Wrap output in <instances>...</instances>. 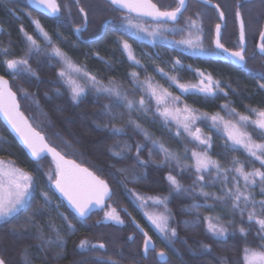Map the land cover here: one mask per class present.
I'll return each mask as SVG.
<instances>
[{
	"label": "trees",
	"instance_id": "1",
	"mask_svg": "<svg viewBox=\"0 0 264 264\" xmlns=\"http://www.w3.org/2000/svg\"><path fill=\"white\" fill-rule=\"evenodd\" d=\"M210 1L219 5L225 16L220 42L229 50H238L236 11L238 7L241 11V6L237 5L241 0ZM71 2L73 4L74 0ZM156 3L162 9L167 7L170 10L177 6L176 0H156ZM85 4L88 22L85 30L80 32V37H77L73 27L66 23L40 20L41 26L50 38L44 40L31 23L10 21L7 17L0 20V61L26 57L29 43L25 33L32 35L41 48L38 54L29 59L35 76L23 75L14 79L2 63L0 75L9 81L11 88L17 93L19 105L31 126L41 132L48 143L108 183L112 191L109 201H113L114 207L121 212L125 222L121 225L106 221L97 223L104 209L93 213L86 220H82L67 209L63 199H59L50 189L52 182L48 179L47 173L49 170L55 171L51 159L45 157L35 162L28 158L0 119V158L13 162L16 167L36 178L27 211H21L15 218H10V222L0 221V257L4 258L7 264H23L22 253L27 249L31 264H98V258H103L104 261L111 258L117 264H243L245 245L260 250L258 245L261 242L256 236L258 225L253 222L247 236H241L238 229L240 227L247 229L249 225L241 223L238 213L233 217L229 206L221 205L211 196L205 199L200 195L198 187L188 193H175L166 179L171 172L184 187L189 188L195 179V170H182L181 166L193 164L192 150L202 152L204 149L189 142L186 133L176 136L175 124H166L156 115L154 103L152 111L146 114L135 111L131 113V119L141 125V130L126 124L129 119L126 108L117 109L123 112L122 119L110 121L109 117L103 114V106L110 102V98L97 94L94 88L89 87L79 101L74 103L67 85L57 76L63 65L57 58L50 57V53L52 47L60 48L85 72L95 75L106 85L110 80L116 81L122 86V91L127 90L129 98L136 100H139L141 92L132 90L130 73L136 72L140 81L152 77L154 83L169 88L173 95H181L175 86L169 87L168 80L156 69L163 68L169 76L179 77L180 83L192 84L200 80L196 75L198 69L205 76L210 75L214 81H220V87L227 95L220 92L214 98H206L201 95L185 94L181 96L180 106L186 104L196 109L198 113H207L209 116L218 114L226 121H235L240 114L255 117V113L250 109L264 110V88L259 87L260 84H264V78L259 75L264 73V54L254 51V56L248 59L246 67H239L231 63L229 57L214 50V29L220 23L219 13L215 8L199 1L191 0L186 11L175 22V27L186 28L185 31L169 32L165 34L167 40L155 41L143 35H133L135 30L128 29L126 23L117 24L116 6L111 5L110 1L85 0ZM189 17L197 20L201 31L187 28L185 22ZM145 23L152 22L146 20ZM244 23L248 51L255 48L262 21L255 22L250 19ZM168 26L173 25L169 22ZM189 32L193 36L201 35L202 47L206 50L204 53L173 43L189 38ZM124 40L131 45L136 60L140 61L138 65L129 60L128 54L120 46ZM3 49L8 50L7 56L2 54ZM177 59L181 61V65L173 69V63ZM189 65L191 70L187 67ZM21 89L28 95L24 96ZM225 104L228 108H222ZM230 109H235L238 115H230ZM105 124L109 127H103ZM112 125L124 127V133L112 134L109 131ZM195 127L201 128L202 136H211L208 155L218 161L221 167L232 166L235 158L246 163V171L260 168L259 162L249 158L243 149L230 150L225 147L226 143H229L217 127H211L210 120L197 122ZM244 130L252 133L255 141L264 143V136L257 134L253 127L248 126ZM145 132L149 134L147 140ZM153 140L164 144L170 151L179 155L181 166L173 160L158 167L157 163L164 159V156L159 149L153 150L149 156ZM138 143L145 145L139 159L147 161L146 166L137 163L135 146ZM125 144L131 145L130 150H125L119 157L113 156L112 152L120 151ZM185 147L188 149L187 157L184 154ZM122 169L124 171H121ZM213 175L214 170L206 173V180H211ZM231 175L232 173H229L230 177ZM220 189L221 183L217 182L215 186L205 187L204 191L222 195ZM259 190L258 183L257 187L252 189L256 193L254 196L256 200L264 199V196L259 195ZM45 192L50 197L47 204L42 195ZM137 193L169 198L167 201L169 230L164 236L149 226L146 218L142 216L143 212L136 206L133 198ZM193 201L205 206L198 212L195 209L190 210ZM214 203L217 205L216 208L207 207ZM228 204L230 205L231 201ZM251 207L249 205V210ZM257 212L259 213L258 206ZM217 215L221 217L222 223H227L229 219L235 220L229 227L227 237L223 239L212 238L207 233L203 220L205 216ZM29 217L32 218L31 225H27ZM63 217H67V220ZM130 217H133L154 241L155 248L148 253L147 258L143 257L140 248L144 237L133 227ZM243 219L247 221V211ZM69 222L74 226V230L68 229ZM53 226L63 237L62 248L55 244L43 243V240L49 237L55 240L57 233L52 231ZM172 228L176 229L175 237L171 235ZM13 229L16 231L13 232ZM130 236L133 239L129 240ZM81 240H87L89 246L104 243L106 247L93 251L80 249L78 245ZM203 245H208L210 251L205 250ZM156 250L165 252V261L155 257ZM57 254L59 258H56Z\"/></svg>",
	"mask_w": 264,
	"mask_h": 264
},
{
	"label": "snow or ice",
	"instance_id": "2",
	"mask_svg": "<svg viewBox=\"0 0 264 264\" xmlns=\"http://www.w3.org/2000/svg\"><path fill=\"white\" fill-rule=\"evenodd\" d=\"M37 8H42L52 16L58 18V14L61 11V6L57 0H32ZM264 3V0H261ZM79 3V0H76ZM110 4L116 6V10L125 12L123 19L126 21V27L128 29L135 30L133 35L139 36L141 33L144 37L150 38L155 41L157 39L167 40L165 35L169 32H183L186 28L175 27V22L178 17L183 14L186 6V0H177V6L170 10L165 7L161 8L152 0H110ZM67 7V5H65ZM220 6L216 5V9L219 11ZM80 13L84 15L87 20V13L84 8L79 9ZM30 15V13H29ZM199 16V13L197 14ZM220 18L224 19V13L220 11ZM236 19L240 23L239 31V49L236 51H229L220 42L221 25H216L217 39L214 41L217 49H220L223 53H228L233 62L241 67H246L245 57V23L242 19V13L240 8H237ZM150 20L151 24H146L145 21ZM36 25V29L44 37L45 40H50L48 33L41 26L39 20L32 21ZM169 22H172V27H169ZM186 26L188 29H194L195 31H201L197 20L189 17L186 20ZM83 26L78 25L76 31L80 32ZM23 31V28H21ZM189 38L179 41H173V43L192 50H198L200 53H204L206 50L202 47V40L199 35L193 36L189 32ZM261 43L257 45V48L261 54H264V29L260 31ZM25 38L29 43L28 53L25 58H13L0 61L5 66L7 72H9L13 78H17L23 75L35 76L29 64L31 56L38 54L41 51L40 45L37 40L32 36L25 33ZM143 38V37H141ZM124 52L128 54L129 60L135 64H139L140 61L136 60L131 45L127 40L121 42L120 45ZM2 54L8 55V50L3 49ZM50 57H55L62 63V68L57 72V76L63 80L69 89V93L72 101L78 102L79 99L86 93L89 87L94 88L97 94L107 95L110 98V102L103 106V114L109 117V120H117L123 118V112L117 111L118 108H126L129 114V119L126 122L128 126H134L137 130H141V125L131 119L132 112L147 113L152 111V105H155V114L162 118L166 124H175L176 136H181L182 133H186L189 138V142L195 143L198 147H202L204 151L192 150L191 160L193 164L180 165V156L170 151L164 144L152 141V149L149 151V156L152 155V151L159 149L163 153L164 159L157 163L158 167H162L165 163L175 160L178 166L183 169H194L196 176L192 185L189 188L184 187L177 176L172 175L171 172L167 175L166 179L171 185L175 193L191 192L199 188V193L205 199L212 197L213 200L219 202L221 205L229 206L231 214L234 217L237 213L241 217V223H247L249 228L240 227L238 229L241 236L246 237L250 231L251 225L254 222L258 225L256 236L261 242L258 245L260 250H255L245 245L243 249V264H264V199L256 200L254 196L256 193L252 191L259 183L260 190L259 195L264 196V143H257L253 139L252 133L245 131L244 129L249 125L254 126V129L259 132L261 136H264V110L256 111L250 109L256 115V119L252 120L248 115H238L235 109H230V115H238V119L225 121L223 117L218 114L209 116L207 113H198L196 109L191 108L188 105L180 106L182 95H201L206 98H214L218 93L224 92L220 87V81H214L213 78L204 73L196 70V75L200 77V80L195 83H180L179 77L169 76L163 68H157L164 78L169 82V87L175 86L181 95H173L169 88H165L159 84L153 82L152 77H148L143 81H140L136 72L130 73L132 77L133 91H140L141 96L139 100L135 98H129L127 90L122 91V86L114 80H110L107 85L91 73L85 72L83 68L74 64L67 55L62 52L58 47H52ZM181 65L180 60H175L173 63V69ZM191 70V65L187 66ZM264 78V73L259 74ZM260 88H264V84L259 85ZM59 92V89L57 90ZM24 96L28 93L21 89ZM224 95H227L224 92ZM20 105L17 103V93L12 91L9 86V81L4 76L0 75V114L6 119L8 124L17 133L24 146L31 154V157L39 161L45 154H49L52 157L53 164L55 165V171L49 170L47 173L48 179L54 184L56 190H58L69 202L73 210L81 219H86L93 211L102 210L108 207V211L104 212V221H114L117 224H123L120 216L115 208L106 204V201L111 197V190L109 185L97 176L94 172L88 168L82 167L76 163L75 160H69L65 158V155L57 151V149L51 146L46 138L35 128L29 124L28 120L24 117L23 113L19 111ZM222 108H228V105H222ZM211 121V127H219L222 123L227 135V141H230V145L226 143L225 147L230 150H239L247 154L249 158H253L254 161H258L260 168H254L251 171H246V163L237 159H233L232 166L221 167L220 163L213 160L208 151L211 148V136H202V130L199 127H195L197 122ZM99 127V125H98ZM103 127L108 128L109 125L105 124ZM193 129H195L193 131ZM109 131L114 135H120L124 133V127H118L112 125ZM145 140L149 139V134L144 133ZM144 144H136V156L137 163L140 166H146L147 161L139 159V154L144 148ZM119 147V145H116ZM131 145L125 144L121 147L120 151H113V156H121L125 150H130ZM188 149L185 147L184 154L187 157ZM214 175L211 180H206L205 174L212 172ZM121 171H124L123 169ZM229 173H232L231 177ZM53 176L55 177L53 179ZM241 180L243 185L241 186ZM217 182L221 183L222 195H216L204 191L205 187L215 186ZM36 178L29 172H25L21 168L15 166L13 162H7L0 158V221L10 222V218H15L21 211H27L30 206V198L32 191L35 187ZM231 185V186H229ZM45 203L50 200L48 193L42 194ZM135 195V194H134ZM137 199L141 201V207L146 206L149 200L154 205H163L164 212L162 213H146L148 219L155 225V227L162 233L166 234L169 230V217L165 214L167 210L168 197H141L137 195ZM231 201L229 205L228 202ZM251 205V210H249ZM204 204L193 201L190 205V210L195 209L197 212L200 208L204 207ZM216 204L207 205L210 209L216 208ZM257 206L259 207V213L257 212ZM57 207H59L57 205ZM223 211V209H222ZM247 211V221L243 219L244 213ZM63 215V214H61ZM67 220V217H63ZM199 220V217H197ZM203 220L206 225V231L214 239H223L227 237L229 227L234 223V219H229L227 223H222L221 217L217 216H205ZM101 221H97L100 223ZM32 224V218L29 217L27 225ZM69 230H74V226L71 222L67 225ZM27 230V227H25ZM13 232L16 230L13 229ZM52 231L56 232V238L53 240L51 237L44 239V244H55L58 247L64 246L63 237L59 235V231L53 226ZM171 235L176 236V229H170ZM143 251L146 254L150 247H152L151 238L144 234ZM43 239V238H42ZM129 240L133 237H129ZM43 245H41L42 247ZM78 247L80 249L93 251L96 249H105L104 243L91 244L87 240H81ZM205 250L210 251L208 245H203ZM23 264H31V258L28 256L27 249L22 253ZM157 256L164 257L165 252L163 250L157 253ZM59 258V254L57 257ZM0 264H7L6 260L0 257ZM98 264H117L116 261L111 260L104 261L103 258H98Z\"/></svg>",
	"mask_w": 264,
	"mask_h": 264
},
{
	"label": "flooded vegetation",
	"instance_id": "3",
	"mask_svg": "<svg viewBox=\"0 0 264 264\" xmlns=\"http://www.w3.org/2000/svg\"><path fill=\"white\" fill-rule=\"evenodd\" d=\"M190 1L191 0H187L186 9ZM57 2L61 6V11L58 14V18L56 16L50 15L46 11H41L39 9H36L33 5H31L30 0H0V20L2 19L4 20L5 17H7L10 21H23V22L31 23L32 27L35 29H36V25L32 22L33 20H39V21L46 20L51 23L52 22L66 23L67 25L73 27L75 35H77V37H80V32L85 30L86 24L88 22V18L87 20H85L84 15L81 14L79 11L81 7L84 9L86 8L87 4H85V0H79V3H76V0H74L73 4L71 0H57ZM152 2L156 3V0H152ZM65 5H67V7H65ZM237 5L241 6L242 19L244 22L245 20L247 21L250 19H252L255 22L262 21L261 29H263L264 14H262V8L264 7V3H262L261 0H241L237 2ZM115 16L118 18V20H115L117 21V24L126 23V21L123 19V17L125 16V12L117 10V13L115 12ZM108 21L109 19L106 20L104 25H106ZM78 25L83 26L80 32H77L75 30ZM261 29L259 30L261 31ZM114 30H118V29H114ZM259 30H258L257 40L255 43V48L254 49L250 48L248 52L247 45L245 46L246 65L248 59L254 56L253 52L254 51L257 52L258 50L257 45H258V39L260 37ZM249 36H251V34H249Z\"/></svg>",
	"mask_w": 264,
	"mask_h": 264
},
{
	"label": "water",
	"instance_id": "4",
	"mask_svg": "<svg viewBox=\"0 0 264 264\" xmlns=\"http://www.w3.org/2000/svg\"><path fill=\"white\" fill-rule=\"evenodd\" d=\"M108 1H110V0H108ZM195 1H199V2H202V3H204V4H207L208 6H211L212 8H215V10H217L216 9V3H214V2H212V1H210V0H195ZM30 3H31V5H33L36 9H39V10H41V11H44L42 8H37L36 7V5L32 2V0H30ZM186 6H187V0H186ZM186 6H185V9H186ZM185 9H184V11H185ZM218 11V10H217ZM220 11H222L220 8H219V11H218V13H219V18H220ZM179 18V17H178ZM224 19H225V17H224ZM224 19H221L220 18V25H221V30H222V28L224 27V24H225V21H224ZM237 20V19H236ZM170 23H172V22H170ZM237 26H238V30L237 31H240V23H239V21H237ZM263 29H264V26H263ZM217 39V33H216V26H215V29H214V37H213V47H214V50H217V51H219L220 53H222V54H224L225 56H227V57H229L230 59H231V63H234L233 62V60H232V58L228 55V53H223L220 49H217L216 48V46H215V43H214V41ZM219 39H220V41H221V31H220V37H219ZM262 41H261V37H259V39H258V44L259 43H261ZM245 46H246V43H245ZM230 52L231 51H233V50H229ZM257 51H259V50H257ZM235 64V63H234ZM235 65H237V64H235ZM237 66H239V65H237ZM239 67H241V66H239ZM6 79V78H5ZM7 80V79H6ZM9 86L11 87V85H10V83H9ZM12 91H13V89H12ZM14 92V91H13ZM17 103L18 104H20L19 103V100H18V96H17ZM19 111L21 112V113H23V111H22V109H21V105H20V107H19ZM23 115H24V117L28 120V122H29V124H31L30 123V121H29V119L27 118V116L23 113ZM0 119H1V121H2V123L4 124V126L7 128V130L9 131V133L13 136V138L16 140V142L19 144V146H20V148H22L24 151H25V153L27 154V156H28V158H30L31 160H33V161H35V162H38V161H36V160H34L32 157H31V154L28 152V150L26 149V147L24 146V144H23V142L21 141V139L19 138V136L17 135V133L14 131V129H12V127L8 124V122L6 121V119L3 117V115L2 114H0ZM32 125V124H31ZM33 127V126H32ZM34 128V127H33ZM36 131H38L37 129H36ZM39 132V131H38ZM41 133V132H40ZM42 134V133H41ZM43 135V134H42ZM45 137V136H44ZM47 141V140H46ZM48 142V141H47ZM58 151V150H57ZM45 157H48L49 159H51V161H52V157H51V155H49V154H45L44 155V157L43 158H41L40 160H42V159H44ZM65 158L66 159H69V160H74V159H72V158H68V157H66L65 156ZM39 160V161H40ZM53 162V161H52ZM76 163H78L77 161H76ZM79 164V163H78ZM81 165V164H80ZM82 167H85V168H87L86 166H82ZM89 169V168H88ZM90 170V169H89ZM90 171H92V170H90ZM93 172V171H92ZM105 181V180H104ZM106 182V181H105ZM107 183V182H106ZM108 184V183H107ZM109 188H110V186H109ZM50 189H52V191L59 197V199H63V201L65 202V204H66V206L68 207L67 209H69L70 211H72L76 216H78V214H76L75 213V211L73 210V208L71 207V205L69 204V202L67 201V199L58 191V190H56V188H55V186H54V184H51V188ZM111 190V189H110ZM111 194H112V191H111ZM111 198V197H110ZM109 201V199L106 201V204H107V202ZM105 209V208H104ZM103 210V209H102ZM98 211H101V210H96V211H93L87 218H90V216L93 214V213H95V212H98ZM79 217V216H78ZM80 218V217H79ZM86 218V219H87ZM86 219H82V220H86ZM130 220H131V222H132V224H133V227H135L140 233H141V235H142V237H144V239H145V236H144V234L145 233H147L145 230H144V228L143 227H140V225L138 224V222L133 218V217H130ZM147 235L150 237V235L147 233ZM151 238V237H150ZM151 242H152V247H150L149 248V250H148V252L145 254L144 253V251H143V246L141 247L142 248V253H143V257L144 258H147V256H148V253L150 252V251H152V250H154V248H155V244H154V241H153V239L151 238ZM143 245H144V241H143ZM158 253V252H157ZM157 256V255H156ZM156 258H158L159 260H161V261H165V256L164 257H159V256H157Z\"/></svg>",
	"mask_w": 264,
	"mask_h": 264
},
{
	"label": "rangeland",
	"instance_id": "5",
	"mask_svg": "<svg viewBox=\"0 0 264 264\" xmlns=\"http://www.w3.org/2000/svg\"><path fill=\"white\" fill-rule=\"evenodd\" d=\"M40 34V33H39ZM197 34V33H196ZM140 35H143L144 36V34H140ZM40 36H42L41 34H40ZM199 36L201 37V35L199 34ZM43 37V36H42ZM145 38H147V37H145ZM43 39H44V37H43ZM150 39V38H149ZM45 40V39H44ZM255 115V114H254ZM251 118V117H250ZM257 117H256V115H255V117H252L251 119L252 120H255ZM225 120V119H224ZM226 121V120H225ZM253 127L254 128V126H252V125H249V127ZM220 127V128H219ZM219 127H218V129H219V131L221 132V134L224 136L223 138H225L226 140H227V135H226V133H225V129H224V127H223V124L221 123L220 125H219ZM254 131H256L255 129H254ZM256 133L257 134H259V132L258 131H256ZM229 144H230V141H227ZM257 142V141H256ZM257 143H259V142H257ZM5 161V163H7V162H9L8 160L6 161V160H4ZM137 195L138 196H141V197H165V196H156V195H145V194H135V195H133V198H134V201L136 202V206H138L140 209H141V211L143 212V215L142 216H144L145 218H146V220H147V222H148V224H150L149 226H151L156 232H158L159 233V235L161 234L162 236H164V234H162L156 227H155V225L151 222V220H149L148 219V216L146 215V213H162V212H164V206L163 205H159V206H157V205H154L153 203H152V201L151 200H149L148 202H147V204H146V206H144V207H141V201L140 200H138L137 199ZM107 205H109V206H111V208H115L116 210H117V213H118V215L120 216V218H121V220H123V222H125V219H124V217H122V214H121V212L116 208V207H114L115 206V204L113 205V201H108V203H107ZM109 209H108V207H105V209H104V211L102 212V214L100 215V217H98L99 219V221H104L103 220V217H104V212L105 211H108ZM167 210H168V207H167ZM168 217H169V213H168V211L165 213ZM101 219V220H100ZM106 222H112V223H114V224H116V225H121V224H117V223H115L114 221H106ZM124 224V223H123ZM168 225H169V221H168ZM168 232V231H167ZM142 246H143V241H142V244H141ZM141 246V247H142ZM140 247V248H141ZM142 249V248H141ZM253 249V248H252ZM255 250H257V249H255ZM155 253H154V255H155V257H156V255H157V250L156 251H154ZM243 255H244V253H243Z\"/></svg>",
	"mask_w": 264,
	"mask_h": 264
}]
</instances>
